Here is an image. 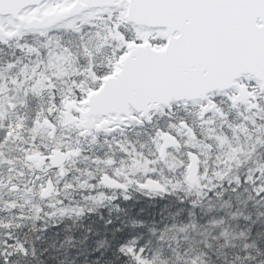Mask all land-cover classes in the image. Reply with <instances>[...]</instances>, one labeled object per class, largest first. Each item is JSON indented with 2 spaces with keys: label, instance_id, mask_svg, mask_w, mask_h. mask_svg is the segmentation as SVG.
Here are the masks:
<instances>
[{
  "label": "snow or ice",
  "instance_id": "6c2138e0",
  "mask_svg": "<svg viewBox=\"0 0 264 264\" xmlns=\"http://www.w3.org/2000/svg\"><path fill=\"white\" fill-rule=\"evenodd\" d=\"M0 264H264V0H0Z\"/></svg>",
  "mask_w": 264,
  "mask_h": 264
}]
</instances>
